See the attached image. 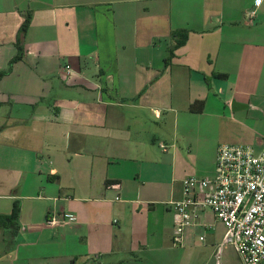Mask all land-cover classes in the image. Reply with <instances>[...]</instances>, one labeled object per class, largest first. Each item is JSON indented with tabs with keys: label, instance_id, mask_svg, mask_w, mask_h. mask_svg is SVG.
<instances>
[{
	"label": "crops",
	"instance_id": "1",
	"mask_svg": "<svg viewBox=\"0 0 264 264\" xmlns=\"http://www.w3.org/2000/svg\"><path fill=\"white\" fill-rule=\"evenodd\" d=\"M27 16L0 76V264H242L208 208L173 246L171 202L219 144L264 145V0H0V71Z\"/></svg>",
	"mask_w": 264,
	"mask_h": 264
},
{
	"label": "built area",
	"instance_id": "2",
	"mask_svg": "<svg viewBox=\"0 0 264 264\" xmlns=\"http://www.w3.org/2000/svg\"><path fill=\"white\" fill-rule=\"evenodd\" d=\"M159 147L166 150L163 143ZM171 205L173 246L182 245L185 228L208 208L224 226L219 246L231 245L242 264H264V145L256 152L249 145L219 144L213 174L183 178L182 197ZM73 219L70 211L50 212L44 223L57 228Z\"/></svg>",
	"mask_w": 264,
	"mask_h": 264
},
{
	"label": "trees",
	"instance_id": "3",
	"mask_svg": "<svg viewBox=\"0 0 264 264\" xmlns=\"http://www.w3.org/2000/svg\"><path fill=\"white\" fill-rule=\"evenodd\" d=\"M28 19H29V16L25 17V20L21 24V26L18 30V33L16 35V41H15L16 53L8 61L7 67L4 70L0 71V76L8 73L10 71L11 65L23 57L22 40H23V36L25 34V31H26V28L28 26ZM171 36L175 39V43H174L173 47L176 48L185 42L186 37H187V33L184 30H179V31L172 32ZM169 52H170L169 56H171V50ZM220 76H223V75H220ZM16 215H17V208L16 207L13 208L12 213H10V215H0V226L13 228L15 226L14 219H15Z\"/></svg>",
	"mask_w": 264,
	"mask_h": 264
},
{
	"label": "rangeland",
	"instance_id": "4",
	"mask_svg": "<svg viewBox=\"0 0 264 264\" xmlns=\"http://www.w3.org/2000/svg\"><path fill=\"white\" fill-rule=\"evenodd\" d=\"M12 65H13V64H12ZM12 65H11V67H10V70H11V68H12ZM9 72H10V71H9ZM9 72H8V73H9ZM8 73H6V74H8ZM6 74H4V75H6ZM2 76H3V75H2ZM2 76H1V77H2ZM196 175L199 176L200 174H196Z\"/></svg>",
	"mask_w": 264,
	"mask_h": 264
}]
</instances>
